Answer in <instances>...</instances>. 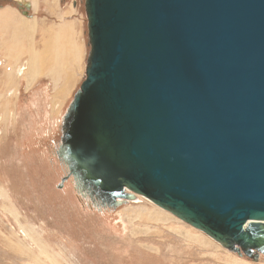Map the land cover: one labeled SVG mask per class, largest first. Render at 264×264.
<instances>
[{
    "label": "water",
    "instance_id": "obj_1",
    "mask_svg": "<svg viewBox=\"0 0 264 264\" xmlns=\"http://www.w3.org/2000/svg\"><path fill=\"white\" fill-rule=\"evenodd\" d=\"M86 14L59 155L71 173L108 205L130 190L264 255V0H86Z\"/></svg>",
    "mask_w": 264,
    "mask_h": 264
},
{
    "label": "rangeland",
    "instance_id": "obj_2",
    "mask_svg": "<svg viewBox=\"0 0 264 264\" xmlns=\"http://www.w3.org/2000/svg\"><path fill=\"white\" fill-rule=\"evenodd\" d=\"M18 1L0 0V11L13 14V8H18V15L25 17ZM25 1L32 10L26 18L40 20L27 37L17 36L13 49L21 42L20 48L34 46L40 51L50 39L46 28L53 25L47 18L52 13L49 0ZM36 2L40 3L37 12ZM60 2L64 10L70 9L66 11L69 16L74 9L80 12L83 31V54L72 65L75 90L66 102L61 99L54 106L56 84L51 75L32 83L18 79L19 91L8 90L13 66L7 64L13 61V51L0 52V62L6 61L5 69L0 68V81L4 71L8 73L6 82H0V264H264V255L255 260L227 250L143 196L106 206L80 186L59 152L68 108L87 77L91 43L86 0ZM67 20L56 24L62 26ZM0 21L1 27L11 25L5 16ZM21 24L13 17L8 32ZM60 25L54 28L72 31ZM16 75L20 77L21 72ZM5 103H10L9 116L3 113Z\"/></svg>",
    "mask_w": 264,
    "mask_h": 264
},
{
    "label": "bare ground",
    "instance_id": "obj_3",
    "mask_svg": "<svg viewBox=\"0 0 264 264\" xmlns=\"http://www.w3.org/2000/svg\"><path fill=\"white\" fill-rule=\"evenodd\" d=\"M26 16H28V15H26ZM28 27H31V32H34L35 28L31 24ZM47 33H49L48 37L50 39L48 42L46 41L44 43L43 50H40V51H38L37 49L35 50V48L33 46L32 49L27 53V55H25V54L21 55L22 54L21 50L23 49V47L22 48L19 47L21 44V42H19L18 43L19 45L13 49V52L15 53L14 54L15 57H13V59L17 60L19 62L20 60H22L23 57L26 58V60H25L26 64H25V67H23V68H24V72L29 77L27 80L28 83L34 82L35 80L39 79V77H41L42 75H51L52 76L51 79H53L54 83L56 84V92H55V96L53 98L54 99L53 104H54V106H56V104L59 103V100L65 99L66 97H68V94L70 93L71 89H73L74 83L76 81H75V76H74L75 69H74V66L72 67V65H74L76 63V61H79L80 55L83 54V53H81V51H83V49L81 47H79L77 41H74L73 36L75 33H73V31L64 32L63 30H56V29L52 28L51 31H48ZM23 46H24V44H23ZM68 58H71L70 62H68ZM22 62L23 61H21L17 65L20 66L22 64ZM70 67H71V71H70ZM19 71H20V69L16 72H13V74H12L13 76L11 75V80H10L11 86L8 87V90H11L13 92L19 91L18 79H20V77H18L16 75L17 72H19ZM60 83H63L62 86L60 88H57ZM73 100H74V98H73ZM72 103H73V101H72ZM72 103H71V105H72ZM5 104H3V105H5ZM9 105H10V103H7L6 106H3V109H5L3 111V113L6 114L7 116H9V113H10L8 108H7V106H9ZM71 105H70V107H71ZM61 106H63V105H61ZM70 107L68 108V111H69ZM60 150H61V148H60ZM59 155H60V152H59ZM60 160H63V163L68 166L67 162L63 158ZM68 168H69V166H68ZM78 183L80 184L81 187H83L81 185V182L78 181ZM86 190L89 192V195H91L93 198L99 197L94 192L90 191L89 189H86ZM126 193L127 194H133L135 196L134 197L135 199H136V196H139V197L143 196L146 199H148L149 201H151L153 204H155L152 200H150L149 198H147L144 195H141L138 193H133L130 190H127ZM135 199H133V200H135ZM100 201L103 202L101 199H100ZM103 204L106 206H109L107 203L103 202ZM162 210H164V209H162ZM255 222L256 221H250L247 224V226L249 224H252Z\"/></svg>",
    "mask_w": 264,
    "mask_h": 264
},
{
    "label": "crops",
    "instance_id": "obj_4",
    "mask_svg": "<svg viewBox=\"0 0 264 264\" xmlns=\"http://www.w3.org/2000/svg\"><path fill=\"white\" fill-rule=\"evenodd\" d=\"M45 2H46V0H45ZM53 3H54V6H51ZM59 3L61 5L60 8H58ZM47 5L49 7L50 13L52 12L51 13V16L50 17H47L50 20L48 23L49 24H53V25L47 26V28H46L47 31L46 32L51 31V29L54 28V26L60 25V24H56V23H60V21H62V20L69 19V20L63 22L62 26L60 25L61 26L60 29H70V30H72L73 33H75L74 34V41H77L78 42V45L80 47L81 32H83L82 29H81L82 20H81L80 17H78L79 14H80V12H76V10L74 9V11L72 12V15L70 13V16H69L68 12H66V11H69L70 9L68 8V9H65L64 10V8L62 7V3L60 2V0H49ZM19 6H20V4H19ZM34 6L36 7V12H37L39 10V7L38 6H40V3L39 2H36V5L34 4ZM17 11H18V8H17V10L13 8V14L11 12L6 11V10L0 11V19H1V17H4L5 16V18H8V21L11 22V25L10 26L4 28V27H1L2 22L0 21V52H4V50H9L12 53V51H13V44L15 43L17 36L19 34H22L23 37H27V35H29L30 33H32L31 32V27H28L30 24L33 25V26L36 24V26H38L37 23L40 20L38 17L26 18V16L24 17L22 15L21 16L18 15V12ZM31 12H32V10L30 11V14H31ZM32 15H34V13ZM13 17L16 20L17 23H20L21 24V22H22L24 24H21L22 26H20V27H14V28H12V32H8L9 28L10 27H13V25H12ZM21 27H23V28H21ZM54 29H56V28H54ZM46 38H47V34H46ZM82 38L84 39L83 34H82ZM23 43H25V42H23ZM32 47L33 46H30L29 48L24 47V49L21 50V53H22L21 55H23V54L27 55V53L32 49ZM14 54L15 53L13 52V57H15ZM3 58H6V57L3 56ZM22 60H24V57L22 58ZM22 60H20L19 62L17 60H14V59H13V61H10L9 60V62H8L7 65L8 66H13V72H16L21 67V66H18L17 64L20 63ZM4 64H6V61L5 62H2L1 61L0 62V68H4ZM20 72H21V75H20L21 81H26L27 82V80H28L29 77L24 72V68L20 69ZM3 78H4V80L2 79V81H0V82H6V79H8V73H7V71H4ZM44 78H47V77H44ZM47 79H49V78H47ZM75 81H76V79H75ZM50 82H52V81L50 80ZM61 84H63V83H61ZM61 84H59V85H61ZM75 85L76 84L74 83V86H73V89L74 90H75V88H74ZM60 87L58 86L57 88H60ZM73 89L70 91L69 96L66 99H64L65 102H66V100L68 98L71 97V94L74 91ZM64 106H65V104H64Z\"/></svg>",
    "mask_w": 264,
    "mask_h": 264
}]
</instances>
